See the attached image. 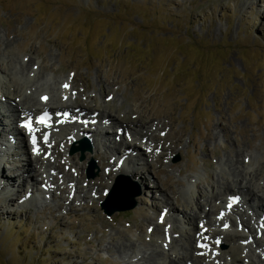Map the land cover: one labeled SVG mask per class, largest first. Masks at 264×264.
<instances>
[{
  "label": "rangeland",
  "instance_id": "obj_1",
  "mask_svg": "<svg viewBox=\"0 0 264 264\" xmlns=\"http://www.w3.org/2000/svg\"><path fill=\"white\" fill-rule=\"evenodd\" d=\"M28 63L29 71L22 72L20 66ZM7 67L16 84H32V91L51 87L53 79H65L76 102L83 105L77 106L72 99L69 104L76 107L69 109L79 108L87 118L91 107L107 110L108 103L117 122L138 117L145 127L159 121L163 125L159 123L155 132L153 153L141 149L143 159L150 155V164L132 152L133 165L113 180L104 173L115 170L114 154L104 159L90 142L91 151L84 152L81 160L79 152L64 154L56 143L51 161L60 168H45L53 177L52 194L43 193L48 183L42 179L45 169L39 166H31L34 188L28 180L24 182L30 176L20 161L28 156L25 149L16 143L7 147L6 137L0 135L1 172L15 178L20 173L25 183L20 184V192L16 179L10 182V191L0 184L5 189V193L0 190V264H154L138 260L141 250L153 247L150 239L158 245L170 232L168 248H173L181 245L180 240L187 242V234L197 238L198 227L222 228L203 227L197 221L187 224L177 212L164 218L167 200L179 212L191 198L201 201L198 192L210 191L218 174L231 177L229 165L240 168L246 151V164L250 171L258 169L255 180L264 188V0H0V69ZM37 94L34 97L39 99ZM105 121H100L101 127L115 130L117 123ZM88 123L83 122L82 128H88ZM63 127L69 128L53 124L50 132ZM118 131L115 137L113 132L101 134L113 146L122 138L136 142ZM92 160L95 175L88 178ZM69 170L74 180L81 177L75 185L64 178L71 175ZM118 179L120 186L138 193L133 198L135 206L108 215L101 203ZM262 202L264 198H255L253 206ZM125 203L117 200L112 207ZM230 216L238 223L235 212ZM263 218L255 224L259 234L264 233ZM155 223L161 225L159 230ZM225 225L229 233L241 229L239 224ZM245 232L249 236L245 240L232 235V243L218 242L219 251L228 258L225 263L231 257L236 264H258L245 261L249 244L264 259L260 251L264 247ZM113 238L133 241L136 248L106 250ZM156 261L169 264L168 257L158 256Z\"/></svg>",
  "mask_w": 264,
  "mask_h": 264
},
{
  "label": "bare ground",
  "instance_id": "obj_2",
  "mask_svg": "<svg viewBox=\"0 0 264 264\" xmlns=\"http://www.w3.org/2000/svg\"><path fill=\"white\" fill-rule=\"evenodd\" d=\"M6 44L10 46L11 43H6ZM29 61L32 62V64L36 62L33 57H31ZM30 67L31 66L28 63L25 66L21 65L20 69L22 70V72H25V71L28 72L29 71L28 69ZM30 72L32 73L33 71L31 70ZM62 79L63 78L53 79L54 81L51 87H47V86L35 87L34 90L32 91V89L30 88L32 84L20 86V84H16L14 82L15 79L12 78L11 76L10 68L7 67L5 71L4 70L2 71V69H0V97H2V100H0V135H3L6 137L5 141L8 142L7 147L8 146L11 147L13 144L16 143L15 145L16 147L18 144L20 145L18 148L25 149V152L28 156L25 155L26 157L20 161L22 163L21 166L26 167V172L28 173V176L29 175L30 176L29 178H26V179H24L23 177V179H24V182H26L27 180L30 182V186L32 189L34 188V185H33L34 183L32 179H30V177H33L34 173H32L33 170L31 172V169H32L31 166L33 165L39 166L40 168H43V169L45 168L58 169V167L60 168V166H56L55 163L51 161V157H54L53 156L54 154H52V149L54 148L56 143H60L63 149L65 150L66 148H69L70 145H72L77 140H79V138L83 137L84 134L89 135V138H91L92 145L96 149L95 151L97 153H102L104 155V159L106 158L105 155H107V158H109L108 156H111L112 154H114L113 160H115L116 162L113 163L114 165L113 167L115 170L111 168L109 171L104 173L105 177H106V174L109 173L108 177H110L112 180L114 179L116 175L121 174L125 167H128L129 165H133L134 157L132 156V154L135 151H137L138 156L140 157L144 155L141 149L149 150V153H153L155 149V143L157 142V139H158L155 132L158 131L157 128L159 126V123L161 124V121H159V123L157 124H150L147 127H145L146 124L140 120L141 118L139 119L138 117H135L133 120H126V121L119 120V122H117L118 119L115 118L111 112L112 105H109L108 103L105 104V107L107 110L96 109L94 107H91L92 111L89 113V117L87 118V116L79 108H76L73 110L69 109V108L76 107V106L73 107V105L69 104V102L72 101V99H74L73 103L76 104L77 106H83V105L76 102L77 96L75 97L73 93L71 92L72 88L69 89L70 91L66 89L65 85L70 84V83L67 82L65 79L64 80ZM22 81L23 80H21V83H23ZM27 89L29 90L27 91ZM100 92H101V89H100ZM27 93H31L30 96L27 95ZM37 93L38 94L40 93L39 99H36L34 97V95H36ZM45 97L47 99H45ZM54 100L56 101L54 102ZM13 104H15L16 112H13L14 108L13 110H11V107ZM17 108L20 109V115L17 114V110H18ZM65 109H68L70 111L69 116L67 118H64L62 114V111H64ZM42 111L47 112V117L41 124L35 125L33 128L22 126L21 124V121H23V119L21 118L22 115H25V116L33 115V119H34V117H36ZM59 112L61 113L59 114ZM78 119H81L80 122L84 119L89 120L90 127L84 130L82 128V124L77 123ZM14 120H16L15 126L12 125V121L14 122ZM102 120L104 121L106 120L105 122H107L108 124L109 123L114 124V122L117 123V126H115V130L113 131L105 130L104 127H101L100 121ZM53 124H57V127L59 125L63 126L67 124L69 128H64V127L60 128L56 131V133L55 131L50 132ZM161 125H163V123ZM119 129H120V132L119 131L118 132L120 133V135L121 134L129 135L130 137L129 139H134L136 142H133L131 144L130 141L128 142L124 138H122L120 141H118L117 146L116 145L113 146L112 144H109L108 142H106L104 139L105 136L101 134L102 132L104 134L113 132L112 136L115 137L117 136V130ZM8 135H11L12 138L13 137L15 138L11 139V137ZM8 137L10 139H8ZM31 137H35L36 140L30 141ZM107 138L110 140L108 135H107ZM107 145H112V146H107ZM40 150L41 151L43 150V152H41ZM46 151L50 152L47 158L44 157V153ZM237 153L238 152H236V154L234 155L236 156L235 159L238 158ZM45 154H47V152ZM15 155L18 156L19 154H16V153L12 154V156L14 157ZM247 157H248V153L246 151L241 155L240 164L238 163L239 159L235 161V164H239L240 168H237L236 167L237 165H234L233 168H229L231 167V165H229L227 172H228V175L231 177H228V179H225L220 174H218L216 175L217 178L214 179V181L212 180L213 185L210 186V191L207 190L206 188H204V190H200L198 193L200 195V198L202 199L201 201L200 200L194 201L191 198L186 203L184 202V205L182 206L183 208L181 210L179 209L180 212L177 210V208L179 207L173 206V203H171V201L167 200L165 202L167 211L164 212V218L166 216V213L170 217L171 213L177 212V213L183 214L182 216L184 220L186 219L187 224L189 223V224L194 225V223L197 221V222H203L202 223L203 227L207 224L208 225L213 224V226L215 224L217 225V227L222 226V228H219V229L207 228L206 230H202V227L201 228L198 227L197 228L198 233L195 232L196 234H198L197 238H193L194 236L192 237V235L190 236L187 234L186 236L187 242L183 241L184 242L183 243L182 240H180L181 245L178 247H175L174 245L173 248H168V242L171 238L170 232H168L167 237H165L166 239L164 240L162 238L163 240L161 242L159 241L158 245L154 244L153 243L154 240L150 239L149 241L153 245V247L149 246L148 248L141 250L142 255H140V258L138 260H142V262L150 260V261H153L154 264H156L157 263L156 260L158 259V256H162L165 259L168 257L167 262L169 264H198L200 263L199 261L200 258L203 255H206L207 256L206 258L208 260L201 261L200 264H207V263L213 264L214 262H216V264H236L237 259L235 258L236 259L235 260L234 258H231V257H230V262L225 263L228 258L227 259L224 258L225 257L223 256L224 253L221 254L220 252L221 250L219 251L220 244L218 245L214 240L221 239L220 243L222 242L223 244L232 243L231 242L232 235H233L232 237L245 240L247 239V237H249L248 235H246L247 233L245 232V230L250 234L251 238L256 244H258L259 246L261 245V247H264V233L261 234L262 233L261 232L260 233L261 235H260L257 225L255 226V224L258 223V220L264 217L263 215L264 214V202L260 203L261 205L256 204L255 206H253L255 198L258 200L261 198H264V188L258 182L259 179L258 181L255 180L258 169L254 171L249 170L250 165H247L244 159ZM145 158L146 159L142 158V161H144L146 165L150 164V161L148 160L150 158V155L146 156ZM119 160L121 161L119 162ZM125 161H128L126 163L127 165L124 164ZM12 162L13 160H10V163ZM118 163H120V166H121L120 169H117ZM19 164L20 162L16 165L18 166ZM108 164L109 163H107V165ZM110 167H112V165ZM10 170L13 171V169H10ZM78 171H79V168H78ZM111 171L112 172L114 171V172L112 173ZM64 172H62L63 175H64ZM69 173L73 176V178L69 174L64 175V178L68 179L69 182L71 181L73 185H75V182L78 183L80 181L81 177L80 179L74 180V175L71 173L70 170H69ZM19 174L20 173H18L16 175L17 178H15L14 175L7 176L5 172L3 173L0 170V177H1L0 184H2L3 188H8L10 187L9 186L10 182L16 179L18 181L16 191L18 190V192H20L21 191L20 187H23L25 183H23V179H21ZM44 174L45 175L42 179L44 180V182L48 183V190L43 191V193L52 194L53 189H50V187L52 185L51 181L53 177L47 173L46 169L44 171ZM77 175L79 176V173H77ZM137 175H140V176L143 175L142 177H145V175L142 173H138ZM110 178H109V183L111 182ZM7 179H9V181H7ZM21 183H23V186H20ZM155 187L156 186H154V188ZM10 189L11 187L8 188V191H10ZM0 190H1V193L3 192L5 193V189L3 190L0 189ZM64 192H66V190ZM226 195L227 197H225ZM232 196H233L232 203L229 205L228 203ZM235 196H239L241 198V201H239L238 199L235 200ZM242 199H243V202H242ZM44 201L47 202L46 198H44ZM215 201H219L220 204L218 203L215 204ZM31 204L32 203H30V205ZM186 206H189V210L187 209ZM248 210H250L251 215L248 214ZM234 212L236 213L238 223L234 221L232 217L230 216ZM164 218H162L161 220H164ZM263 219L262 221H264ZM226 222H229L232 225L234 224L235 226H238L236 224H239L241 227V229L239 230V233H237L236 231L229 233V231H227L224 228V225ZM157 223H155L157 225L156 230H159L161 225ZM165 228H168V226ZM176 232L177 230L173 231V233H176ZM210 239H212L213 242H211ZM115 240L114 238L110 239V242L112 241L113 244L108 246L106 250H109L113 247L123 249L131 245L134 246V248H136L135 246L136 244H134L135 242L133 241L132 243L130 240H126V239L124 240L122 238L116 241ZM204 242L206 243V247L202 248L200 246L201 245L200 243H204ZM138 246L139 245H137V247ZM245 248H246V252H244V255H245L244 258H246L245 261L250 260L249 262L254 261V262H257L258 264H261L262 262H264V259L262 258V256L259 255L260 252L259 253L257 252L256 247L252 249L253 247L251 246V244H249V246L246 245ZM261 249L260 251H262V253L264 254V249L263 250ZM147 250H149L148 253H147ZM146 253L148 255L143 256V254H146ZM199 253L200 255H198ZM148 264H152V262H148Z\"/></svg>",
  "mask_w": 264,
  "mask_h": 264
},
{
  "label": "water",
  "instance_id": "obj_3",
  "mask_svg": "<svg viewBox=\"0 0 264 264\" xmlns=\"http://www.w3.org/2000/svg\"><path fill=\"white\" fill-rule=\"evenodd\" d=\"M79 148H73L70 153L75 152L77 149H80L81 155L80 159L82 160L84 158V152L90 151L91 147L86 139L81 140ZM95 168L94 161L92 160L90 162L89 167L87 168V175L88 177H93L95 174L93 172V169ZM119 179L114 184V187L111 188L110 192L106 196L104 202L101 203V206L104 209V212L108 215H110L115 210H128L132 209L135 206V202L133 201V198L138 194L135 192H132L130 190V186L128 187H122L119 185ZM131 184V183H130ZM124 185V184H123ZM120 200L121 203L127 201L125 204H118L114 208L112 207V204L114 201Z\"/></svg>",
  "mask_w": 264,
  "mask_h": 264
},
{
  "label": "snow or ice",
  "instance_id": "obj_4",
  "mask_svg": "<svg viewBox=\"0 0 264 264\" xmlns=\"http://www.w3.org/2000/svg\"><path fill=\"white\" fill-rule=\"evenodd\" d=\"M66 86V85H65ZM67 87V86H66ZM45 99H47L46 97H45ZM22 126H24V127H28V125L27 124H25V125H22ZM225 227H227V225H225Z\"/></svg>",
  "mask_w": 264,
  "mask_h": 264
}]
</instances>
